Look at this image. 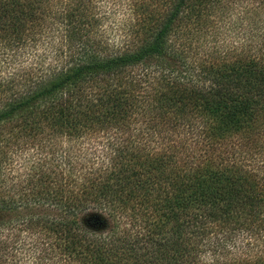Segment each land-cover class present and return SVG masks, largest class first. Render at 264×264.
<instances>
[{"label":"trees","instance_id":"trees-1","mask_svg":"<svg viewBox=\"0 0 264 264\" xmlns=\"http://www.w3.org/2000/svg\"><path fill=\"white\" fill-rule=\"evenodd\" d=\"M218 5L0 0V264H264V15L197 48Z\"/></svg>","mask_w":264,"mask_h":264},{"label":"rangeland","instance_id":"rangeland-1","mask_svg":"<svg viewBox=\"0 0 264 264\" xmlns=\"http://www.w3.org/2000/svg\"><path fill=\"white\" fill-rule=\"evenodd\" d=\"M220 3L223 4L224 7H219L216 13L212 15L214 17V23L216 24L213 28L207 30H201L193 36L194 42L197 43V48H201L200 46H205L206 44L211 49L214 48H221L220 46L224 41V44L232 45L236 44L238 41L240 42L242 38L241 34V26L242 21H247L249 28H247V34H256L255 24L259 25L260 18L264 15V10L258 9L259 2L257 0H250L245 7L242 5L244 4L243 0H220ZM250 6V9H247L245 13H243V8ZM264 6V5H263ZM262 6V7H263ZM257 7V9H255ZM259 19V20H258ZM113 22V19H108ZM216 27V28H215ZM253 28V29H251ZM218 31V33H215ZM253 36V35H252ZM193 42V45H194Z\"/></svg>","mask_w":264,"mask_h":264}]
</instances>
